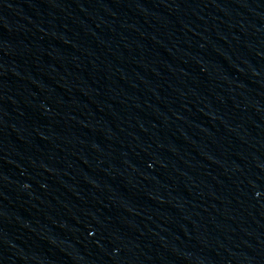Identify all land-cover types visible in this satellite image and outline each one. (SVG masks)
Returning a JSON list of instances; mask_svg holds the SVG:
<instances>
[{"label": "water", "instance_id": "95a60500", "mask_svg": "<svg viewBox=\"0 0 264 264\" xmlns=\"http://www.w3.org/2000/svg\"><path fill=\"white\" fill-rule=\"evenodd\" d=\"M0 264H264V0H0Z\"/></svg>", "mask_w": 264, "mask_h": 264}]
</instances>
